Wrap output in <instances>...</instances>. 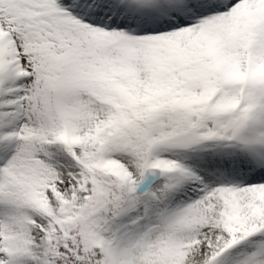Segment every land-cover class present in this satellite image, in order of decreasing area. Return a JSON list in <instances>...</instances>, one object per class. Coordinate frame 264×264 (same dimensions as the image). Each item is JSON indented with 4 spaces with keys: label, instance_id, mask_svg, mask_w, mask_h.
<instances>
[{
    "label": "snow or ice",
    "instance_id": "6c2138e0",
    "mask_svg": "<svg viewBox=\"0 0 264 264\" xmlns=\"http://www.w3.org/2000/svg\"><path fill=\"white\" fill-rule=\"evenodd\" d=\"M0 264H264V0H0Z\"/></svg>",
    "mask_w": 264,
    "mask_h": 264
}]
</instances>
